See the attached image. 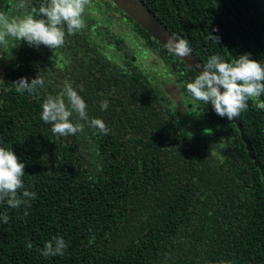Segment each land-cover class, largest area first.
<instances>
[{
    "label": "trees",
    "instance_id": "trees-1",
    "mask_svg": "<svg viewBox=\"0 0 264 264\" xmlns=\"http://www.w3.org/2000/svg\"><path fill=\"white\" fill-rule=\"evenodd\" d=\"M34 1L31 15L44 18L38 10L45 0ZM141 1L204 65L212 55L232 62L245 53L264 65V0ZM93 16L85 12V27L75 34L65 26L62 47L21 41L12 52L17 61L10 57L0 92V147L25 164L24 188L36 196L30 206L0 202V217L9 216L8 223L0 219V264H264L258 101L250 99L231 121L221 118L187 92L198 73L125 14L134 35L181 84L175 86L187 109H171L175 100L153 86L127 41L107 25L97 29ZM98 37L105 44L94 42ZM106 43L120 51L116 61ZM57 49L67 50L65 60ZM36 75L43 88L15 91L14 81ZM65 81L108 134L85 124L74 136L53 135L41 104ZM104 100L107 110L100 108ZM57 237L65 241L63 255L44 257V244Z\"/></svg>",
    "mask_w": 264,
    "mask_h": 264
},
{
    "label": "clouds",
    "instance_id": "clouds-1",
    "mask_svg": "<svg viewBox=\"0 0 264 264\" xmlns=\"http://www.w3.org/2000/svg\"><path fill=\"white\" fill-rule=\"evenodd\" d=\"M89 2L90 0H45L38 10L39 15L44 17L42 19L34 18L31 14L9 17L0 12V46L6 47L8 38L11 37L18 43L24 41L36 48L40 45L50 49L62 47L65 42V26L68 35L85 27L83 16ZM24 6L25 0H19L17 7ZM169 51L186 56L191 49L186 40L174 38L170 42ZM13 83L17 93L33 94L38 88L44 87L45 81L42 76L36 75L30 81L20 77ZM186 90L194 100L210 104L218 116L231 121L247 110L250 99L257 100L255 107L264 110V101L259 100L264 94V65L251 59L248 53L239 55L232 62L224 60L219 54L212 55L195 79L186 83ZM108 107L107 100L101 102V110H107ZM41 109V120L51 125L55 136H74L83 132L85 124L98 129L100 133L109 132L101 119H89L86 102L67 81L58 95H48L43 100ZM74 113L78 117L75 123L71 119ZM208 133H211L210 129ZM24 168L25 164L11 149L0 147V202L6 201L10 208L30 206L29 202L36 196L35 192L24 188ZM0 219L4 223L9 222L7 214ZM27 247L31 248V243ZM65 248V241L57 237L44 244L41 254L44 257L63 255Z\"/></svg>",
    "mask_w": 264,
    "mask_h": 264
},
{
    "label": "flooded vegetation",
    "instance_id": "flooded-vegetation-1",
    "mask_svg": "<svg viewBox=\"0 0 264 264\" xmlns=\"http://www.w3.org/2000/svg\"><path fill=\"white\" fill-rule=\"evenodd\" d=\"M34 2H35L34 0H25V6L23 8H18L17 5L19 4V0H0V12H4L9 17L24 16L26 14H31L30 8L32 7L31 4H34ZM85 12H88L89 16L94 15L93 20L94 22L97 23V29H99L101 25L102 26L107 25L109 26V29H110L109 31H113L117 33L119 36L123 37L127 41L129 47L132 49L131 51H133L134 55L137 57V54L135 53V50L132 47L130 41L128 40L126 34L122 33L121 31L114 30V28H112L111 26L112 22L115 20H118V17H120V20L123 21L122 23L127 24L126 26L129 29L128 32L130 36L134 40L138 39L139 41L142 42V45L145 47V50H146L145 53L147 54L150 51L153 54V52L147 46L144 45L143 41L139 37H136L134 35V33L132 32V23L127 18H125L124 13L116 9L115 4L112 2V0H90V4L86 6ZM108 17L111 18L112 21H108L107 20ZM8 41L9 43L6 47L0 46V80H3V81L7 75L8 63H9V60L11 59L10 57H13L14 62L17 61V58H18L17 54L14 55L12 52L14 51V48L16 49L17 46H19L20 44L11 37L8 38ZM94 42L99 43V44H105L103 41L100 40L99 37L95 38ZM107 45H105L103 49L105 52H107L108 58L114 59L116 61L118 55L121 57L120 51H117V47L116 45H114V43H111V44L108 43ZM57 50L58 51L56 52V56L60 57L61 60H65L67 57L66 56L67 50H63V49H57ZM161 62H162L160 66L161 70H158L157 68H153L150 73L146 72L150 76L151 83L153 84V86H155L160 93H164L166 91L163 85L161 84V82L166 81L168 83L173 82L180 89L181 84L177 76H175L173 73L170 72L168 68H166V65L164 64L162 60ZM1 85L2 83H0V92H1ZM172 107L175 110L178 109L177 105L170 104L171 109ZM180 109L182 111H185L187 107L186 105H184L182 108H179V110Z\"/></svg>",
    "mask_w": 264,
    "mask_h": 264
},
{
    "label": "water",
    "instance_id": "water-1",
    "mask_svg": "<svg viewBox=\"0 0 264 264\" xmlns=\"http://www.w3.org/2000/svg\"><path fill=\"white\" fill-rule=\"evenodd\" d=\"M112 2L121 9L125 14L131 17L138 25L144 28L151 37L156 39L161 44H164L168 50L170 42L179 40L175 37L165 25L151 12V10L141 0H112ZM173 52V51H172ZM177 57L183 60L191 68H193L198 74L202 69L204 63L190 52L186 56H181L173 52ZM166 93L170 95L176 102L178 108H182L184 105L178 90L173 82L168 83L162 81Z\"/></svg>",
    "mask_w": 264,
    "mask_h": 264
},
{
    "label": "rangeland",
    "instance_id": "rangeland-1",
    "mask_svg": "<svg viewBox=\"0 0 264 264\" xmlns=\"http://www.w3.org/2000/svg\"><path fill=\"white\" fill-rule=\"evenodd\" d=\"M89 4H90V2H89ZM122 22H123L122 20H115L112 22L111 26H112V28H114V30L121 31L122 33L126 34L128 40L130 41L132 47L135 50V53L137 54L138 61H139L140 65L143 67V69L147 73H150L153 68H157L158 70H161V67H160L162 64L161 60L158 57H156L155 55H153L150 51L146 54L145 53L146 50H145V47L142 45V42L139 41L138 39L134 40L128 32L129 29L126 26L127 24H124ZM158 41H159V39H158ZM162 45L165 46L164 44H162ZM118 58H119V55L117 56V59ZM194 127L195 126H193L192 132H193V134H197V129Z\"/></svg>",
    "mask_w": 264,
    "mask_h": 264
}]
</instances>
